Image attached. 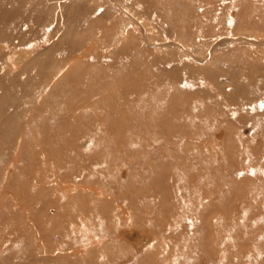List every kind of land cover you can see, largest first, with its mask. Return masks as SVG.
I'll return each mask as SVG.
<instances>
[{
  "label": "rangeland",
  "instance_id": "374dc122",
  "mask_svg": "<svg viewBox=\"0 0 264 264\" xmlns=\"http://www.w3.org/2000/svg\"><path fill=\"white\" fill-rule=\"evenodd\" d=\"M0 264H264V0H0Z\"/></svg>",
  "mask_w": 264,
  "mask_h": 264
},
{
  "label": "bare ground",
  "instance_id": "6f19581e",
  "mask_svg": "<svg viewBox=\"0 0 264 264\" xmlns=\"http://www.w3.org/2000/svg\"><path fill=\"white\" fill-rule=\"evenodd\" d=\"M128 233V232H127ZM123 234H125V233H123ZM122 236V235H121ZM123 237V236H122ZM126 238H127V235H126ZM131 238V237H130Z\"/></svg>",
  "mask_w": 264,
  "mask_h": 264
}]
</instances>
